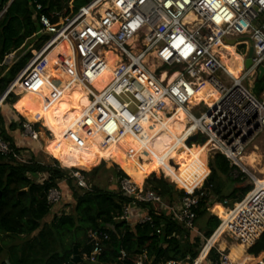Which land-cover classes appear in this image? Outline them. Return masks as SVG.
Wrapping results in <instances>:
<instances>
[{
    "label": "built area",
    "instance_id": "1",
    "mask_svg": "<svg viewBox=\"0 0 264 264\" xmlns=\"http://www.w3.org/2000/svg\"><path fill=\"white\" fill-rule=\"evenodd\" d=\"M107 2L110 6L104 7ZM36 9L38 13L42 5L37 4ZM66 13L54 11L52 17L38 14L48 38L40 48L32 50L31 58L2 93L0 107L16 92L18 83L34 70L43 69V59L61 41L72 45L80 75L90 87L87 98L94 110L98 107L108 111L105 128L109 136L142 134L144 122L151 115L165 111L171 116L174 106L185 107L193 131L186 143L199 135L210 140L214 149L228 158L233 167L231 175L237 178L244 173L253 185L240 202L230 207L232 211L227 219L218 215L221 224L206 239L192 264H245L219 249L217 242L209 246L203 260L197 261L218 232L219 238L226 236L247 246L255 244L264 232V177L252 175L243 160L248 147L264 136V86L258 96L255 94L260 67L264 66V0H89L72 16L65 17ZM54 17L59 24L53 23ZM251 41L254 52L247 68L245 61ZM226 44L235 46L236 50L244 49L242 68L237 75L217 52ZM248 81L252 90L245 84ZM205 85L219 93L212 103L195 98ZM201 102L207 103V107L200 111L197 108ZM35 126L31 121L22 123L27 138H39ZM0 153L13 155L23 163L32 158L30 151L22 150L19 145L13 147L1 133ZM72 175L80 186L87 187L79 171H73ZM202 186L195 189L198 194L193 193L195 190L187 192L174 204H167L151 187L139 186L127 175L119 181L122 195L130 198L123 207L122 217L131 222L133 213L137 212V222L144 223L149 217L140 204L159 203L177 222L196 231L195 209L205 196ZM61 197L60 188H52L48 193L51 204L59 203ZM227 203V200L223 202L225 206ZM89 238L93 249L84 259L95 263L108 234L91 231ZM213 249L216 254L210 259ZM143 258L146 254L137 263L143 264ZM166 264L188 262L170 260ZM254 264H264V259Z\"/></svg>",
    "mask_w": 264,
    "mask_h": 264
},
{
    "label": "trees",
    "instance_id": "2",
    "mask_svg": "<svg viewBox=\"0 0 264 264\" xmlns=\"http://www.w3.org/2000/svg\"><path fill=\"white\" fill-rule=\"evenodd\" d=\"M84 1L89 0H0V94L31 58L32 50L40 48L48 38L38 14L52 17V12L68 11L70 6L78 11ZM37 4L42 5L38 13ZM52 21L57 24L59 20L54 17ZM12 53L17 60L9 58ZM41 86L43 91L39 92ZM21 90L38 98L42 121L46 111L52 112L51 120L45 127L60 149L76 153L64 158V166L71 169L61 167L57 156L58 161L54 164L38 161L34 157L30 162L23 163L13 155L0 153V264H70L75 245L83 258V262L77 264H89L84 256L93 249L89 238L91 231L108 234L98 264H138L143 254H146L143 264H166L170 260L193 262L198 257L204 244L202 237L177 222L167 208L159 203H141L149 220L144 223L129 222L122 217V213L130 198L123 196L120 189H103L92 178L105 169L104 164L97 166L101 160L111 155L128 156L135 164L139 163L136 161H146L149 163L143 169L130 170L129 167L120 168L114 164L111 170L115 172L118 184L122 177L129 175L139 186L151 187L165 203L174 204L207 173V159L201 158L204 151L201 144L190 146L185 144L188 137L178 139L171 136L191 135L193 131L189 124L174 121L167 125L157 124L149 130L145 128L144 132L153 143L152 153L146 157V154L140 155L139 151L125 145L122 139L120 141L118 134L108 135L105 125L109 114L106 111L88 118L73 100L57 102L62 94L61 88L48 79L42 69L34 70L25 81L16 85L15 91ZM11 97L9 102L13 104V110L24 120L23 96L13 94ZM14 117L6 125L0 108V133L17 148L10 131L21 128L23 120L19 123ZM35 127L38 129L39 124ZM159 131L168 135L159 138ZM156 152L159 154L156 155ZM173 158L179 163L177 168L171 162ZM210 167L211 173L201 188L205 196L195 209L196 220L205 218L200 228L206 238H210L221 224L220 218L209 212L213 202L227 200L226 206L232 207L253 188V185H237L243 183L247 176L241 173L234 178L231 175L233 167L221 153L211 160ZM89 169L92 170L86 171ZM73 171H79L84 176L87 187L79 185L78 179L72 175ZM39 174H45L46 178L39 181ZM62 181L67 183L74 200L70 204L71 211L58 214L53 210L56 215L46 223L54 205L63 200L62 193L60 202L51 204L48 193L52 188H60L62 192ZM193 193L198 194L199 191ZM214 207H220L225 215L232 211L221 203H215ZM65 236L70 239L66 241ZM249 253L255 256L264 253V232L250 247ZM215 254L213 249L209 258L213 259Z\"/></svg>",
    "mask_w": 264,
    "mask_h": 264
},
{
    "label": "rangeland",
    "instance_id": "3",
    "mask_svg": "<svg viewBox=\"0 0 264 264\" xmlns=\"http://www.w3.org/2000/svg\"><path fill=\"white\" fill-rule=\"evenodd\" d=\"M83 3L85 5L87 3V1L82 2V4ZM75 12H76V10L73 8V6H70V10L67 11V13L65 14V17L66 16H72ZM59 22L60 21H57V24H59ZM236 52H237L236 55H238V56L242 55V53H244V49L243 48H238V50H236ZM9 58L11 60H17V58H16L14 53L10 54ZM233 61H234L232 63L233 66L231 68L234 69V70H238V68H240V66H242L241 62H243V61L237 60V59H233ZM247 83L250 85V89L252 90L251 82L250 81L245 82L246 85H247ZM263 86H264V80L262 79V80L259 81L258 88L255 90V94L257 96L259 95V91L262 89ZM21 91L22 92H14L11 95L14 94L17 97L18 96H20V97L23 96L22 97V109H23V111H24V113L26 114L27 117L25 116L24 120H23L22 118H20L17 115V113L13 110V104H11L9 102V99H12L11 95H9L6 98V100L4 101V104L2 106L3 107L2 111H3V114H4L5 119H6V125L9 124L10 120H12L15 115H16V117H14V120H17L19 123L23 120L21 123H23L25 121H31V122L35 123L36 125L39 124V127H38L39 138L37 140H33L31 138H27L25 136V134H24V130L21 127V128L15 129L13 131H10V134L13 136L15 142L17 141L16 138H15V134H18V139L19 138H27L26 142H25L27 147L26 146H21V149L24 150V151H30L32 158L34 157V159H36L38 161H41V162H44V163H47V164H54L55 161H58L55 158L57 156L58 159H59L58 162H59L61 167L71 169L70 167H65L64 166L65 165L64 158L73 156L76 153V151H71V150L63 151V150H61L59 145L57 144L56 140L53 139V136H52L51 132L49 130H47L46 127L43 124V121L45 120V118H47V121L49 119H51L52 112L50 110L46 111L45 112V116H44V120L42 121V110H41V105H40L39 100L38 99L35 100L34 95L28 94V93L24 92L23 90H21ZM42 91H43V86H41L39 88V92H42ZM1 95L2 94H0V96ZM60 98H62V99L60 100ZM203 98H205L207 101H209V96L208 95L203 96L202 99ZM68 99L73 100L72 98H67L66 99V98L63 97V94H61L60 97L57 99V102L65 101V100H68ZM202 99H200V100H202ZM206 107H207V103H205V102L202 103L201 102L200 106L197 109H199L201 111V110H204ZM103 111H106L108 113V111L106 109H104V108H97V110H90L88 112H85L83 110V112L88 116V118L91 117L94 114H97L98 112H103ZM174 121H177V122H180V123H186V124L189 123V122H182L181 120H178L177 118H172V120L168 124L173 123ZM157 124L167 125V124L161 123V121L157 118L156 115H151V117H149V119L147 121V124H146L145 128H146V130H149V129L154 128ZM14 131H18V133L17 132L15 133ZM161 135H168V134H165V133L159 131L158 132L159 138H160ZM171 136H174V137H176L178 139L190 137L187 134H177V135H171ZM121 139H122V137H121V135H119V140L121 141ZM202 139H203V136L199 135V137H198V139L196 141L193 140L188 145L192 146V145L201 144L202 143ZM140 140H142L143 143L139 144V143H136V142L127 141V142H125V145H128V147H130L131 149L139 151L140 155L146 154V157H149L150 154L152 153V148H153L152 145H153V143L151 142L149 136H147V134L145 132H144V135L141 136ZM17 142L18 143H22L21 141H17ZM185 144H187L186 141H185ZM207 145H209V144H207ZM207 145L202 147V148H204V151L201 154V158L203 160L207 159L206 162H205V169H206L207 173L202 178V180H200V182L197 185L190 186L189 189H194V188H196L198 186H202L204 181H205V179H206V177H208L209 173H211L210 162H211L212 159H214L215 155L218 152L215 149H210L208 151L206 149ZM140 146H144L145 148H147V152L146 153H142V151L140 149ZM46 150H48L50 154ZM253 151L256 152L260 156L259 157V159H260L259 160V164H256L255 167L247 165V168H248L249 172L252 175H256L258 177H264V170H263L264 169V136H261L260 138L255 140L248 147V149L246 150L245 155H247L248 153L253 152ZM136 162H139V163L135 164L134 161L130 160V158L128 156L111 155V156H109L108 159L101 160V162L97 166H100V165L104 164L105 169H103V171L100 174H98L97 176H95V177L92 176V178L94 179V182L99 184L100 187H102L103 189L119 190V184L117 182V178L115 177V172L111 170L112 167L114 166V164H118L120 166V168L129 167L130 170L131 169L135 170L136 168L143 169L149 163V162H146V161H136ZM171 162L175 166V168H177L176 164H179V163L176 161V159L175 158L171 159ZM73 168H76L78 170H85V169L78 168V167H73ZM92 169H89V170H86V171H90ZM45 176H46L45 174H39V181H42L43 179H45L46 178ZM166 179L169 181V179L167 177H166ZM223 180H226V178L223 177ZM170 182H172V181H170ZM237 185L238 186H247V185H252V182H251V179L247 176L243 183L237 184ZM177 187H178V185H177ZM178 188H180V187H178ZM65 192H66L65 187H62L63 198L65 196ZM63 202L64 201L62 200L60 202V205ZM55 206L56 205H54V207L52 208V212L48 215V217H47V219L45 221L46 223L51 222L53 220L54 216L56 215L54 213L55 208H56ZM161 206L165 207L164 205H161ZM62 208H63V211H61V213L62 212H68L69 213L71 211L70 204H63ZM212 210H211L212 213L214 212L216 214H219L222 217V219H224L223 218L224 216L228 215V214L225 215V213L222 211V209L220 207H214V208H212ZM204 219H205L204 217H202V219H197L196 222H195V225H197L198 227L199 226L202 227V225H203L202 223L204 222ZM193 232H195L194 235H200L202 237V240L205 239L203 237L204 236L203 233L199 234V233H197V231H193ZM69 239H70L69 236H65V240L66 241H68ZM225 239L228 240V245L227 246H229L230 245V239L228 237H225ZM204 242H205V240H204ZM256 257L258 259H264V253H261L259 256H256ZM186 262H188V264H192V262H189V261H186ZM98 263L95 262V263H89V264H98ZM246 264H248V263L246 262Z\"/></svg>",
    "mask_w": 264,
    "mask_h": 264
},
{
    "label": "bare ground",
    "instance_id": "4",
    "mask_svg": "<svg viewBox=\"0 0 264 264\" xmlns=\"http://www.w3.org/2000/svg\"><path fill=\"white\" fill-rule=\"evenodd\" d=\"M108 6H110V3L107 2L104 4V7H108ZM217 52H219L221 60L223 61L225 65L228 66L230 71L233 72V74H236V75L239 74L242 66H240L238 70H234L231 68L233 66L232 63L234 62L233 59L243 61L242 55H239V56L236 55L237 52H236L235 46L231 44H226V45L221 46V48H219ZM111 65L114 66L115 64L112 63ZM241 65H242V62H241ZM42 67H43L42 70L46 73V76L50 78V80H53L55 84L61 88L64 98L66 99L72 98L73 101H75V103L78 106H80L81 109H83L85 112L95 109L93 108V106L91 105V103L89 102L87 98V94L90 90V87L82 79L80 72H79L77 59L74 57L72 45H70L67 41L58 42L51 50H49V52L47 53V55L42 61ZM205 95L209 96L208 102L210 103L214 102L219 97V93L216 90H214L210 85H205L201 87V90L196 94L195 98L196 100H200ZM61 99L62 98H60V100ZM173 109H174L173 114L171 116L167 115L165 111H160L156 114L157 118L161 121V123L168 124L172 120V118H177L178 120H181L182 122H189V118L187 116V110L185 107L174 106ZM48 122L49 120L47 121V118H45V120L43 121L44 126H47ZM146 124H147V121L144 122L145 127H146ZM144 130L142 134L144 133ZM142 134L126 133V134L121 135V137H122L123 142L129 141V142H136V143L141 144L143 143L142 140H140ZM206 145H207L206 149L208 151L210 149L215 148V146L211 144V141L208 139L204 140L201 143V147H204ZM140 149L142 153L147 152V148H145L144 146H140ZM158 154L159 152H156V155ZM259 157L260 156L256 152L253 151V152L248 153L247 155H244L243 160L245 161L246 165L255 167L256 164H259V160H260ZM196 188L189 189L187 192H192ZM230 214H228L227 216H224L223 217L224 220L227 219ZM218 239H219V232L213 237L209 245L217 242ZM221 246L224 247V244L222 243ZM206 249L207 247L205 248V251ZM229 252H230V256L234 260H238V262L245 260L249 256L246 253V245L242 243L234 244L231 248V251ZM199 258L197 262H200Z\"/></svg>",
    "mask_w": 264,
    "mask_h": 264
},
{
    "label": "crops",
    "instance_id": "5",
    "mask_svg": "<svg viewBox=\"0 0 264 264\" xmlns=\"http://www.w3.org/2000/svg\"><path fill=\"white\" fill-rule=\"evenodd\" d=\"M45 73V72H44ZM46 74V73H45ZM48 79H50V78H48ZM53 81V80H52ZM54 82V81H53ZM55 83V82H54ZM19 85H20V83H18ZM17 84V85H18ZM28 94H30V93H28ZM33 95V94H32ZM35 97V96H34ZM37 98L35 97V100H36ZM3 104H4V102H3ZM3 104L1 105V110L3 109ZM52 117V116H51ZM51 119H49V121H50ZM49 123V122H48ZM15 133L17 132L18 133V131H14ZM15 138H16V140L17 141H21L22 143H18L17 141V145H19V146H26L27 147V145H26V139L27 138H19L18 139V134H15ZM25 143V144H24ZM48 153H49V151L48 150H46ZM50 154V153H49ZM60 187H65V189H66V192H65V196H64V198H63V203L60 205V204H58V205H56L55 207V211L58 213V214H60L61 213V211H63V208H62V205L63 204H73L74 203V200L72 199V196H71V192H70V190H69V187H68V185H67V183L65 182V181H62V183L60 184ZM215 203H221L224 207H228V206H225L222 202H213V204L209 207V212L211 213V214H213V215H216L218 218H219V214H216V213H212L211 212V208H212V206L215 204ZM228 208H230V207H228ZM213 211V210H212ZM219 215V216H218ZM221 217V216H220ZM138 218H139V214L137 213V212H134L133 213V216H132V219H131V222H133V223H137V221H138ZM222 218V217H221ZM203 224V223H202ZM203 226V225H202ZM196 231H197V233H199V234H202L203 232H202V230H201V228H200V226L198 227L197 225H196ZM205 239V241H206V239H208V238H206L205 236H203ZM225 237L226 236H223V237H220L219 239H218V241H217V247L219 248V249H221V250H226V252H229V251H231V248H232V246L234 245V244H240L239 242H237V241H235V240H233V239H230V245L229 246H227L228 245V240L227 239H225ZM203 240V241H204ZM235 241V242H234ZM222 243L224 244V247H222L221 245H222ZM209 244L206 246L207 247V249H206V251L208 250V248H209ZM250 247L251 246H246V253L249 255L245 260H242V261H239V262H241V263H245L246 264V262L248 263V264H254L255 262H259V260L260 259H258L255 255H253V254H250L249 253V249H250ZM206 251L205 252H203L201 255H200V258H199V261H201V260H203V258H204V256H205V253H206ZM229 254H230V252H229ZM250 256H252V257H250ZM236 261H238V260H236ZM246 261V262H245Z\"/></svg>",
    "mask_w": 264,
    "mask_h": 264
},
{
    "label": "water",
    "instance_id": "6",
    "mask_svg": "<svg viewBox=\"0 0 264 264\" xmlns=\"http://www.w3.org/2000/svg\"><path fill=\"white\" fill-rule=\"evenodd\" d=\"M2 15V14H1ZM231 43H233L234 41L233 40H230ZM253 52H254V48H253V45H252V41H251V45H250V48H249V51H248V55H247V59L245 61V65L246 67H250L251 66V63H252V56H253ZM263 75H264V66H261L260 67V74H259V81L262 80L263 78ZM259 84V82L256 83V86ZM1 99V98H0ZM193 140H197V136H193L191 137L188 141H187V144H189L191 141ZM206 140V138H203L202 139V142ZM80 262H83V258L81 257L80 253H79V250H78V247L75 245L74 246V254L70 260V264H77V263H80Z\"/></svg>",
    "mask_w": 264,
    "mask_h": 264
}]
</instances>
